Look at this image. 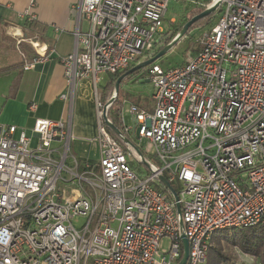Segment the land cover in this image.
Instances as JSON below:
<instances>
[{"label": "built area", "instance_id": "2783aa9c", "mask_svg": "<svg viewBox=\"0 0 264 264\" xmlns=\"http://www.w3.org/2000/svg\"><path fill=\"white\" fill-rule=\"evenodd\" d=\"M167 4L77 2L74 49L59 58L69 89L61 97L72 103L76 82H92L99 156L71 152L69 118L36 117L34 145L23 129L0 127V264H179L182 235L184 264H202L216 231L264 224V0H221L196 51L167 68L148 65L152 110L129 104L132 124L119 115L139 153L105 128L100 75L163 44ZM34 7L20 16L35 19ZM133 138L146 139L159 164ZM160 176L177 184L180 213Z\"/></svg>", "mask_w": 264, "mask_h": 264}, {"label": "crops", "instance_id": "0c3cea01", "mask_svg": "<svg viewBox=\"0 0 264 264\" xmlns=\"http://www.w3.org/2000/svg\"><path fill=\"white\" fill-rule=\"evenodd\" d=\"M34 1L35 19L26 20L20 13L30 0H0V127L11 124L17 129L31 130L36 117L69 118L73 137L79 140L83 149L75 155L80 159L97 160L99 151L94 139L97 118L92 82L84 78L76 82L72 103L61 97L69 89L59 58L74 49L73 30L77 24L75 7L79 0ZM22 35L27 37L23 38ZM31 40L37 41L36 48L30 44ZM18 46L21 48L16 55L13 49L16 50ZM41 53L47 54V59L29 69L22 68L25 62H32ZM106 75L104 85L110 74ZM134 77L119 85L117 96L121 98V107L125 102L126 109L132 103L152 110L151 93L150 101L146 100L143 104L130 100L131 95L142 98L140 92H134L129 86V81ZM138 80L150 81L146 71ZM104 85L100 91L97 87L100 96ZM30 103L35 104L34 109L28 108Z\"/></svg>", "mask_w": 264, "mask_h": 264}, {"label": "trees", "instance_id": "16d2710c", "mask_svg": "<svg viewBox=\"0 0 264 264\" xmlns=\"http://www.w3.org/2000/svg\"><path fill=\"white\" fill-rule=\"evenodd\" d=\"M210 2L211 0H209L203 7H193L189 10L188 13L185 14L183 23L174 25L172 28L168 27L163 44L158 49H156L154 53H156L160 48L167 44L173 38V36L181 29L182 25L187 20H189L193 15L204 10L206 6L210 4ZM219 11L220 6L209 15L193 22L192 25L186 31L185 35H188L190 31L197 28L202 22L204 25L212 22V20L216 17ZM199 47L200 44H198V48ZM154 53H152V55ZM148 57L149 56H146L144 59ZM147 67L148 66L140 68L129 74L120 82V86L125 80L138 75L142 71L146 70ZM127 69L128 68H126L125 70ZM120 73L109 75L108 80L105 83L100 96V101L102 102V104H105L107 101H109L110 97L112 96L114 83ZM120 108L121 98L117 96L108 107L107 117L115 126L122 130L119 121ZM105 128L114 138L122 142L118 135L112 129H110L106 125ZM172 187L177 190L173 183ZM236 250H239L244 254L253 256L254 261L251 264H264V224H257L249 228H224L216 231L208 247L205 264H247L245 261L237 257V254L235 252Z\"/></svg>", "mask_w": 264, "mask_h": 264}, {"label": "rangeland", "instance_id": "374dc122", "mask_svg": "<svg viewBox=\"0 0 264 264\" xmlns=\"http://www.w3.org/2000/svg\"><path fill=\"white\" fill-rule=\"evenodd\" d=\"M209 0H168V4H167V10L165 13V17H164V27L168 29V27H173L174 25L180 24L184 22V16L186 13L189 12L190 9H192L195 6H200L203 7ZM212 1V0H211ZM174 18V20H172ZM172 20V21H170ZM214 25V21L207 23V24H203L200 23L199 26L195 29H193L192 31L189 32L188 35L183 36V38L177 43L175 44L170 50H168L163 56H161L160 58H158L155 62L159 65L162 66V68H167L169 66H173L176 64H180L181 62L184 61V59L191 54L192 52L196 51L198 49V39L200 38V36L207 30H209L211 28V26ZM85 26V22L83 21V27ZM23 38H26L27 35H22ZM22 46V45H21ZM21 46L16 47V50L13 49L14 53L17 55V53L19 52V48H21ZM23 49V47H22ZM156 50H153L149 53H146L145 55L141 56L137 61L134 62L137 63L138 61L143 60L146 55L151 56L152 53H154ZM145 75V71H142V73L139 76L134 77L132 80L129 81V86L131 87L132 90H134V92L136 91L137 93L140 92L142 98H140L139 96H130V100L131 101H135V102H141L142 104L147 100L150 101V97H149V93L152 92V83L150 81H140L138 80L139 77L141 78L142 76ZM107 75L106 74H101L100 75V81L98 83V90L100 91L102 86L104 85V82L106 81ZM100 96V95H99ZM145 98V99H144ZM126 107L127 104L124 102L122 107H121V111L123 113L125 122L127 124H132L131 122V117L129 115V113L126 112ZM19 130L16 131L15 133V137L18 135ZM24 132L26 134V136L31 137L32 138V145L35 144L36 142V137H34L32 135V131L29 128H25ZM73 131H72V135H73ZM133 141H135L136 143H138L140 149L143 150L144 156L146 157V161L148 162H154L156 164H159V161L156 159V157L153 154V150L151 145L147 142L146 139H141L139 140L138 138H133ZM83 151L79 140L75 137H72L71 140V152L75 155V154H79ZM86 155V154H85ZM98 159V158H97ZM141 170L143 171V173L146 172L147 169V165L144 162H140ZM175 185V187L177 188V184L173 183ZM85 221V217H76L73 219V223L76 226L81 225L83 222ZM162 248L166 249L167 248V241L164 240L162 242ZM237 254V257L243 261H245L247 264H251L254 261L253 256L248 255V254H244L239 250L235 251ZM205 264V261L202 263Z\"/></svg>", "mask_w": 264, "mask_h": 264}, {"label": "water", "instance_id": "95a60500", "mask_svg": "<svg viewBox=\"0 0 264 264\" xmlns=\"http://www.w3.org/2000/svg\"><path fill=\"white\" fill-rule=\"evenodd\" d=\"M220 4H221V0H212L210 2V4H208L206 6V8L204 10L193 15L189 20H187L182 25L181 29L173 36V38L167 44H165L162 48H160L156 53H154L153 55L149 56L146 59H143V60L138 61L137 63L133 64L127 70L120 73L118 75V77L116 78V81L114 83L112 96L110 97L109 101H107L104 104L103 109H102L103 122L106 126H108L110 129H112L118 135V137L121 139V141L123 143L130 144L133 148H135V150L138 153H139V150L136 148V146L123 134V132L117 126H115L111 121H109L108 117H107L108 107L110 106V104L115 100V98L118 95L120 82L124 78H126L129 74H131L132 72H134L140 68L148 66L149 64L155 62L158 58L163 56L168 50H170L175 44H177L183 38L186 31L192 25L193 22H195L198 19L205 17V16L209 15L210 13H212L215 9H217L220 6ZM159 179H160L161 183L166 187V189L171 193V195L175 201V206H176L177 212L180 213V204L178 202L177 192L174 190V188L171 186V184L168 182V180L164 176H160ZM180 224L182 225L181 220H180ZM181 239H182V244H183V253H182V257L179 261V264H184L187 257H188V243H187V239L184 235L181 236Z\"/></svg>", "mask_w": 264, "mask_h": 264}]
</instances>
